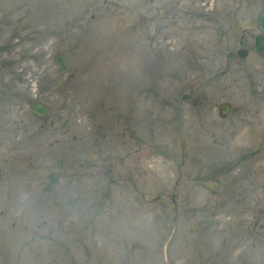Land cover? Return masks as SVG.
Here are the masks:
<instances>
[{
    "label": "rangeland",
    "instance_id": "1",
    "mask_svg": "<svg viewBox=\"0 0 264 264\" xmlns=\"http://www.w3.org/2000/svg\"><path fill=\"white\" fill-rule=\"evenodd\" d=\"M262 7L0 0V264H264Z\"/></svg>",
    "mask_w": 264,
    "mask_h": 264
},
{
    "label": "water",
    "instance_id": "2",
    "mask_svg": "<svg viewBox=\"0 0 264 264\" xmlns=\"http://www.w3.org/2000/svg\"><path fill=\"white\" fill-rule=\"evenodd\" d=\"M257 25L260 33H258L255 36V46H256V50L259 53L264 54V7L257 19ZM238 53L241 56H245L247 51L245 49H240ZM54 61L57 63L58 68L61 70H64L67 67V61L62 52H57L54 55ZM31 110L37 116L43 117L48 112V105L41 101H34L31 104ZM228 110H229V106L227 104L221 105V112L223 114L227 113ZM211 186L215 187L216 183L212 182Z\"/></svg>",
    "mask_w": 264,
    "mask_h": 264
}]
</instances>
